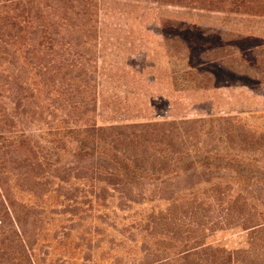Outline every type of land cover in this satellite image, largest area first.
Wrapping results in <instances>:
<instances>
[{
    "label": "trees",
    "instance_id": "trees-1",
    "mask_svg": "<svg viewBox=\"0 0 264 264\" xmlns=\"http://www.w3.org/2000/svg\"><path fill=\"white\" fill-rule=\"evenodd\" d=\"M151 1L264 15V0ZM98 17V0H0V264H42L39 257L47 261L52 242L60 240L49 237L57 230L54 198L74 208L71 218L80 224L87 204L82 198L99 201L98 195H84L87 185L98 187L102 200L111 193L109 203L117 200L122 212L153 198L148 195L152 191L169 203L141 223L122 224L125 239H130L127 230L146 233L139 256L127 253L132 264H264V177L259 175L264 174V135L228 115L99 125L98 69L89 58L95 52ZM184 26L181 36L192 39L187 59L193 60L184 68L183 78L192 83L185 89L252 80L240 72L235 52L223 54L224 44L216 39L223 41V36L206 37L201 28ZM206 38L209 54L195 51L194 43ZM238 39L229 40V47L263 46L249 47ZM205 65L211 70L198 72ZM38 77L64 100L46 110L63 113L64 120L51 123L50 131L61 137L59 142L67 138L62 149L49 147L52 141L42 145L21 127L40 91ZM70 143L73 151L63 162L60 151ZM252 160L256 171L247 165ZM223 229L245 233L244 246L229 249L207 242L211 233ZM89 258L82 257L81 264H92Z\"/></svg>",
    "mask_w": 264,
    "mask_h": 264
},
{
    "label": "rangeland",
    "instance_id": "rangeland-1",
    "mask_svg": "<svg viewBox=\"0 0 264 264\" xmlns=\"http://www.w3.org/2000/svg\"><path fill=\"white\" fill-rule=\"evenodd\" d=\"M98 1V37L93 46L95 52H91L89 58L96 61L98 69L95 116L99 125L228 115L237 117L239 122L256 134L264 135V82H255L253 78L264 79V15L195 9L151 0ZM184 25L191 26V30L201 28L206 37H212L215 33L223 36L225 42H218L216 38L219 45L224 44L223 54L235 52L238 64L242 63L240 72L243 75L247 73L252 80L245 84L233 83L232 86L210 89H185L192 83L183 78L184 68L187 63L192 64L193 60L187 59L188 44L192 39L181 36ZM238 38H242L243 44L249 47H253L254 43L263 46L258 50L250 48L244 51L229 47L228 41ZM207 41L208 38L203 44L195 42V51L210 52L206 49L207 44H204ZM201 61L207 60L204 58ZM209 66L198 68V72H201L200 69L204 72L211 70ZM199 80L202 83V77ZM195 81L192 80L193 83ZM38 82L40 91L33 100V107L23 116L21 127L42 145L49 146L48 142L52 141L49 147L62 149L67 138L59 142L61 137L50 135L55 133L50 131L54 123L64 120L63 113L57 111L51 114L46 110L51 103L59 104L64 100L61 101L60 94L52 93L43 81ZM194 84L199 83L197 81ZM37 106L40 108L36 110ZM72 151L70 143L66 150L60 151L61 160L66 162ZM260 160L264 163V157ZM247 165H250V170L256 171L253 160ZM259 175L264 177V174ZM84 188V195L93 193L94 198L99 196V201L95 203L93 197L82 198L87 204L84 221L80 224L74 217L71 218L74 208L65 207L64 200L54 198L56 206L53 208L55 217L52 223L57 230L49 233V237L55 235L60 240L52 242L48 260L43 261L39 257V263L81 264L82 257H90L92 264H132L133 258L129 259L127 253L139 254L146 233L135 231L133 235L127 230L126 238L130 239H125L121 232L122 224L127 221L130 225L132 221L141 223L144 216L167 209L169 203L152 191L148 195L153 198L137 205L125 206L123 208L126 211L122 212L117 207V200L109 203L111 193L102 200L104 194L98 187L87 185ZM182 210L180 208L178 211L179 217ZM64 211L71 212H68V216L61 215ZM62 237H66V242L62 241ZM245 238L246 234L239 230L223 229L211 233L207 242L236 249L244 246ZM132 240L135 242H128Z\"/></svg>",
    "mask_w": 264,
    "mask_h": 264
}]
</instances>
